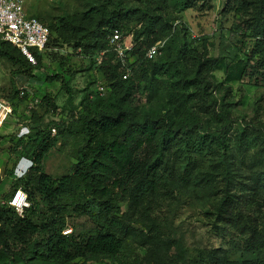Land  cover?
Masks as SVG:
<instances>
[{"label":"trees","instance_id":"trees-1","mask_svg":"<svg viewBox=\"0 0 264 264\" xmlns=\"http://www.w3.org/2000/svg\"><path fill=\"white\" fill-rule=\"evenodd\" d=\"M136 1L137 5L126 6V0H100L81 15L60 17L46 26L47 51L66 45L80 49V54L91 62L100 57L98 73L104 92L97 91L91 99L90 94L83 96L79 103L82 112L73 110L69 115L75 123L65 118L48 124L46 130L32 116L30 127L34 134L28 136L23 149L32 165L13 183L11 193L12 196L16 189H22L29 207L19 216L13 208L0 204V264H74L76 259L97 261L121 256L128 235L134 231L126 215L118 216L121 203H127L131 218L137 216L135 219L147 228V235L139 232L150 256L147 264H166L163 250L175 254L181 251L176 257L182 260L179 241L166 234L168 229L149 212L153 210L152 201L167 197L171 187L180 181L200 186L203 180H214L217 165L210 172L203 171L195 165L197 158L211 156L225 161L230 149V121L226 106H217L211 98L216 88L211 73L220 69L221 63L208 56L205 45L201 52L190 48L185 28L173 32L181 14L210 10L208 0ZM231 11L240 13L243 25L247 24L243 29L254 40L252 56L260 55L264 0H234ZM37 20L44 25V18ZM132 24V47L122 63L111 51L109 38L115 30L124 36ZM156 43H162L159 54L146 58L145 53ZM33 55L35 66L15 46L0 42V59L18 73L40 69L43 56L35 51ZM260 69L264 71V64ZM260 69L256 74L264 81ZM240 76L238 73L236 79ZM46 80L64 81L58 75ZM136 95H145L146 106L141 110L132 106ZM198 100L205 103L196 104ZM48 104L49 109H57L52 100ZM200 105L218 107L219 111L212 112L213 128L200 127L199 120L189 114V108ZM52 129L65 140L73 138L78 145L72 172L58 180L45 174L42 167L55 143ZM236 136L240 145L254 144V137L245 130ZM184 157L189 164L194 160L190 171L197 168L200 181L195 176L190 178L186 168L182 172L174 169ZM225 167L229 185L235 173L228 163ZM262 176L256 183L260 179L264 183ZM68 229L70 232L64 234ZM241 249L247 256L243 260L233 262L213 254L209 264H264V225L255 227L254 235L241 244Z\"/></svg>","mask_w":264,"mask_h":264},{"label":"rangeland","instance_id":"rangeland-1","mask_svg":"<svg viewBox=\"0 0 264 264\" xmlns=\"http://www.w3.org/2000/svg\"><path fill=\"white\" fill-rule=\"evenodd\" d=\"M99 1L28 0L26 15L29 18H44L43 23L47 26L60 17L81 15ZM208 2L211 7L208 11L190 10L181 14L174 22L177 29L173 32L185 28L190 48L201 52L205 45L208 56L221 63L220 69L211 73L216 86L211 98L216 100L217 106L220 103L226 106L230 121L227 126L230 149L224 156V162L211 156L196 159L199 162L195 165L203 171L210 172L212 166L217 165L213 181L203 180L200 186L185 185L180 181L171 187L167 197L152 201L150 215L156 217L168 229H165L166 234L181 245L182 260L176 257L181 251L175 254L172 250H163L166 264H209L213 254L228 261L243 260L247 256L242 255L241 244L254 235L255 227L264 225V183L262 179L256 183L264 174V81L256 74V70L264 64V39L262 53L252 56L254 40L248 31H244L247 24L243 25L241 14L231 11L234 0ZM137 4L136 0H126V6ZM134 26L132 24L126 29V42L131 39ZM53 49L45 52L39 70L28 73H18L9 62L0 59V100L11 106L9 118L0 128V203L9 200L13 183L29 172L32 165L23 152L28 136L34 134L30 127L32 116L39 119L41 127L46 130L48 124L60 123L65 118L75 123L69 117L70 112L81 113L79 103L83 96L90 94L91 99L98 94L100 57L91 62L80 54V49L73 50L66 45ZM260 72L264 71L260 69ZM238 73L241 76L236 79ZM54 75L60 76L63 83L46 80ZM48 100H52L57 109H49ZM201 103L205 102H196ZM132 106L137 110L144 108L145 95H136ZM217 106H196L189 108V114L199 120L200 127L213 128L212 112L219 111ZM243 130L254 137V144L247 146L243 142L240 145L235 141L236 135ZM50 133L51 137L56 135L53 139L55 143L43 159L42 167L45 174L58 180L72 172L78 145L73 138L65 140L58 136L55 129ZM256 136L259 138L255 141ZM191 163L184 157L174 169L182 172L180 170L186 168L190 171L191 165H194ZM227 163L235 173L230 176L229 185L224 172ZM197 168L189 174L190 178L195 176L200 181L202 177L197 174ZM129 212L127 203L119 205L118 216L126 215L125 219L128 222L130 219L129 224L134 228L127 237V247L121 256L112 259L104 257L97 261L76 259L73 263L130 264L137 261L138 264H147L150 256L139 236L141 231L147 235V228L135 219L137 216L131 218L133 216ZM69 232L68 229L63 233Z\"/></svg>","mask_w":264,"mask_h":264},{"label":"built area","instance_id":"built-area-1","mask_svg":"<svg viewBox=\"0 0 264 264\" xmlns=\"http://www.w3.org/2000/svg\"><path fill=\"white\" fill-rule=\"evenodd\" d=\"M28 0H0V42H7L15 46L22 56L33 66L36 65V58L33 51L44 56L47 52L49 41V30L35 18L26 15ZM162 43H156L145 53L146 58H153L159 54ZM109 47L115 56L123 63L126 52L131 49V39L126 42V38L115 30L109 38ZM103 52L101 53V55ZM128 76L126 73L123 79ZM100 94H103L104 87L100 83L97 87ZM11 106L8 102L0 100V128L5 125ZM54 132V130H51ZM1 205H8L21 216L23 211L29 207L26 193L22 189H16L7 201H2Z\"/></svg>","mask_w":264,"mask_h":264}]
</instances>
